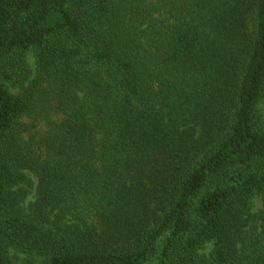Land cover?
Returning a JSON list of instances; mask_svg holds the SVG:
<instances>
[{
    "label": "trees",
    "instance_id": "obj_1",
    "mask_svg": "<svg viewBox=\"0 0 264 264\" xmlns=\"http://www.w3.org/2000/svg\"><path fill=\"white\" fill-rule=\"evenodd\" d=\"M263 98L264 0H0V264H264Z\"/></svg>",
    "mask_w": 264,
    "mask_h": 264
},
{
    "label": "rangeland",
    "instance_id": "obj_2",
    "mask_svg": "<svg viewBox=\"0 0 264 264\" xmlns=\"http://www.w3.org/2000/svg\"><path fill=\"white\" fill-rule=\"evenodd\" d=\"M27 62L31 70H34V60L32 58L31 53L27 55ZM33 80V77L31 76L28 81ZM11 92L16 94L18 91L12 87H10ZM257 114L260 119V125L264 129V98L260 101L257 107ZM44 115L42 114H37L33 118H28L25 117L21 120L22 124V130L23 134L22 137L27 140L29 136H39L41 132L45 128V120L43 119ZM36 179L32 177V183H33V188L29 189L31 194L28 197L27 202L31 201L32 195H33V189L35 187V181ZM252 205V212H257L262 208V199L260 197H255L251 203ZM211 250V244L206 245V248L200 252L202 255L201 257L205 259L209 251ZM8 259H9V264H40L41 259L37 256L34 255H27L19 252H15L12 250H8Z\"/></svg>",
    "mask_w": 264,
    "mask_h": 264
}]
</instances>
